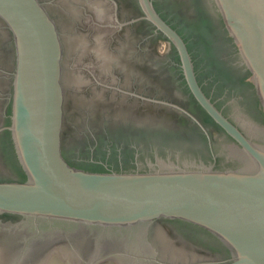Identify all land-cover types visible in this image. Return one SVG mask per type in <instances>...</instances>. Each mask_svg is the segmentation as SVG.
I'll use <instances>...</instances> for the list:
<instances>
[{"label": "water", "instance_id": "1", "mask_svg": "<svg viewBox=\"0 0 264 264\" xmlns=\"http://www.w3.org/2000/svg\"><path fill=\"white\" fill-rule=\"evenodd\" d=\"M0 264H264V0H0Z\"/></svg>", "mask_w": 264, "mask_h": 264}]
</instances>
